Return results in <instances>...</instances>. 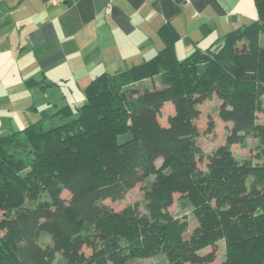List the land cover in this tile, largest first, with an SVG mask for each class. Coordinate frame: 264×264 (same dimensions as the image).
Listing matches in <instances>:
<instances>
[{
    "label": "trees",
    "instance_id": "1",
    "mask_svg": "<svg viewBox=\"0 0 264 264\" xmlns=\"http://www.w3.org/2000/svg\"><path fill=\"white\" fill-rule=\"evenodd\" d=\"M255 4L258 20L227 34L218 50H197L179 60L177 36L166 27L165 47L154 58L97 76L85 89L82 106L67 105L56 112L70 115L60 127L40 120L21 132L0 135V199L13 189L24 200L17 206L1 204L5 213L0 219V264H129L132 257L150 254L151 241L163 226L181 243L168 264L212 263L213 253L194 250L203 241V229L181 240L188 223L175 222L169 212L176 194L193 202L199 197V205L223 223L227 248L243 249L249 258L244 264H262L264 250L258 249L264 243V121L259 114L264 116V0ZM158 77L161 88L135 87ZM214 95L223 102L221 117L232 127L225 144L206 154L198 145L195 121L201 114L198 105ZM167 103L175 113L165 126L158 117ZM47 136L60 144L46 146L41 140ZM31 139L34 154L42 155L38 160L25 148ZM250 139L256 141L254 156L240 161L232 147H246ZM22 153L27 159H13ZM204 160L206 170L198 166ZM41 162L47 163L51 179L42 189L52 195L37 199L45 180L29 182L31 174L22 171ZM152 175L144 210L136 203L121 213L130 238L117 236L111 225L107 235L103 228L115 214L102 202L123 199ZM65 190L70 199L61 197ZM42 230L50 234L52 244L38 242ZM86 246L92 247L89 256L83 252Z\"/></svg>",
    "mask_w": 264,
    "mask_h": 264
},
{
    "label": "crops",
    "instance_id": "2",
    "mask_svg": "<svg viewBox=\"0 0 264 264\" xmlns=\"http://www.w3.org/2000/svg\"><path fill=\"white\" fill-rule=\"evenodd\" d=\"M257 20L255 0H0V70L19 85L18 98L32 94L37 111L53 114L82 106L97 76L154 58L166 27L184 60L218 50L227 34Z\"/></svg>",
    "mask_w": 264,
    "mask_h": 264
},
{
    "label": "rangeland",
    "instance_id": "3",
    "mask_svg": "<svg viewBox=\"0 0 264 264\" xmlns=\"http://www.w3.org/2000/svg\"><path fill=\"white\" fill-rule=\"evenodd\" d=\"M262 43H264V38H262ZM0 72L3 73L0 74V135L6 136L8 134H11L12 132H21L25 128H27V126L39 122L40 120L44 121L43 124H45V122L47 123L48 121V127H60L65 120L69 119V113L55 116L56 113H51L53 111L45 112V115L41 110L37 111L33 106L35 103V98L32 96V94L31 96H29V98H24L21 96L20 98H18L17 96L19 95H16V92L20 90L19 85L15 83L13 77L6 76L5 70H0ZM154 85L156 87H162V83L159 77L154 81L147 80L137 83L135 87L142 91L144 87H153ZM27 87L29 89L33 88V86H29L28 84ZM38 97L39 95H37V98ZM61 100H64L65 104L70 103L69 100L67 102V99L64 98V96L61 97ZM38 101L41 102V98H38ZM74 101L75 100H73L72 98L70 104L75 103ZM44 102L48 103L49 100L45 99ZM53 105L54 103L52 104V106ZM58 107L59 106H57V108ZM222 107L223 102L216 95H214L211 100L204 101L202 104L198 105L201 114L200 117L195 121V124L200 132L197 142L206 154H213L218 149V147L225 144L228 131L232 127L231 122H226L221 117L220 110ZM20 108H24L26 111H19ZM174 113L175 108L172 103L165 104L158 117L159 122L161 124L164 122L166 123L170 115H174ZM259 116L261 121L263 122V114H259ZM128 137V134L122 135L119 137V139L120 141H123ZM53 139V136H47L45 139L41 140V142L46 143V146H52V144H56L55 147L60 144L58 140L54 141V143ZM33 140L34 139H31V142L28 141L30 146L26 145L25 148L27 147L28 149H30V155H34L32 159L36 158V160H38L42 155L40 153L34 154V151L31 149V145L35 144ZM255 144L256 141L250 139L248 140L246 147L234 145L232 147V151L240 161L250 159L254 156ZM62 147L63 146L61 145V150ZM25 153L18 154L16 157L14 156L13 159H17L20 157H24L25 159H27V157H25ZM61 158L64 159V157ZM57 161L61 162L60 158ZM161 164L162 160H159L157 162V165L161 166ZM198 166L202 170H206L207 160H204L203 162L200 161L198 163ZM47 168V163L41 162L38 167L34 168L29 165L22 171L24 175L31 174L32 178L28 180L29 182L33 181L37 183L38 179L36 177H42L43 180H45L44 184L38 187V192L36 194L37 199L43 198L45 194H48L50 196L52 195L51 193H48L47 189H42L43 187L48 188L51 185V179L48 178L50 174L48 173L49 170H47ZM154 179L155 176L152 175L144 182L136 185L125 195L123 199H107L102 202V205L109 208L115 214L113 221L110 224L105 225L103 228L107 235L111 234L109 227L111 225V228H113V230L117 233H115L117 236L121 235L124 238H130L131 233L129 229H127L123 225L121 213L126 207L134 205L136 203H138L141 206V209L144 210L145 196L147 191L152 188ZM61 197L64 199H70L71 194L69 193V191L65 190L61 193ZM198 200L199 197L197 196H195L194 202L190 199H182L179 194H176L174 196V205L169 209L170 216L174 219L175 222L187 221L188 223L187 231L183 235L181 240L188 241L192 237L194 231L197 228H201L205 231L203 241L195 245L194 250L201 255L213 253L215 255V260L210 264H244L243 260L249 259L247 258V253H245V251L240 248L235 251L227 248L226 240L221 232L222 228L224 227L223 223L214 214H212V211H206L203 207H201V205H199L198 203ZM5 201H8L11 206H17L20 203H24L22 193H20L19 190L14 191L13 189L9 190L8 193L0 199V208L1 204L5 203ZM14 208L15 207H13V209ZM4 213L5 212L0 209V219L3 218ZM261 223L262 225L260 228V234L261 236H264V222L261 221ZM93 230H96V228H93ZM173 233L174 231L171 230L169 226H163L160 229L159 234L156 235L155 238H153V240L151 241L150 254L145 257H132L130 258L129 264H168L170 259L173 256L177 255L179 253V249L181 248L180 242H176L174 239L170 238ZM38 242L43 245L52 244L50 234L46 230H42L38 235ZM124 242L125 241L123 240V243ZM250 248L253 249L251 245ZM261 249L264 250L263 242L260 243V247L258 250ZM246 250L249 251V248H247ZM83 252L84 254L89 256L90 254H92V247H84ZM109 264L117 263L110 262ZM262 264H264V260Z\"/></svg>",
    "mask_w": 264,
    "mask_h": 264
},
{
    "label": "built area",
    "instance_id": "4",
    "mask_svg": "<svg viewBox=\"0 0 264 264\" xmlns=\"http://www.w3.org/2000/svg\"><path fill=\"white\" fill-rule=\"evenodd\" d=\"M58 2H67L69 0H57Z\"/></svg>",
    "mask_w": 264,
    "mask_h": 264
}]
</instances>
